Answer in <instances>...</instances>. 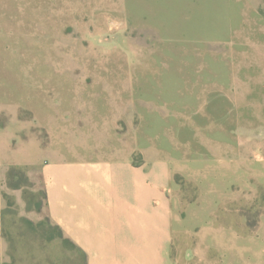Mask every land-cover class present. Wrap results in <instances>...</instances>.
Instances as JSON below:
<instances>
[{
  "label": "rangeland",
  "instance_id": "1",
  "mask_svg": "<svg viewBox=\"0 0 264 264\" xmlns=\"http://www.w3.org/2000/svg\"><path fill=\"white\" fill-rule=\"evenodd\" d=\"M0 132L4 262L86 264L47 217L44 167L134 136L138 165L145 150L190 158L169 186L172 255L209 264L205 163L250 151L264 173V142L244 141L264 134V0H0ZM236 181L232 244L264 264V184Z\"/></svg>",
  "mask_w": 264,
  "mask_h": 264
},
{
  "label": "crops",
  "instance_id": "2",
  "mask_svg": "<svg viewBox=\"0 0 264 264\" xmlns=\"http://www.w3.org/2000/svg\"><path fill=\"white\" fill-rule=\"evenodd\" d=\"M128 139L116 151L101 149L95 140L87 141L79 154L80 164L71 169L46 165L47 217L80 246L86 264H181V259L172 255L176 233L171 229L174 216L169 186L172 174L190 171V158L183 156L180 161L164 150H145L141 152L144 161L138 165L136 138ZM244 141L262 143L264 134ZM3 154L0 148V180L5 173ZM255 159L250 151L234 157L231 150L223 149L205 163L211 183L209 264H233L232 255L237 257V264H243L249 253L239 242L232 244L234 235L239 240L241 235L230 225L228 206L240 198L234 176L242 186L250 181L256 191L264 184V173L253 168ZM198 170L196 167V174H201ZM4 208L0 195V264L8 248L2 232Z\"/></svg>",
  "mask_w": 264,
  "mask_h": 264
},
{
  "label": "trees",
  "instance_id": "3",
  "mask_svg": "<svg viewBox=\"0 0 264 264\" xmlns=\"http://www.w3.org/2000/svg\"><path fill=\"white\" fill-rule=\"evenodd\" d=\"M17 170V168H12L11 170H10V172H9V179L11 180L12 178H13V172H15ZM23 175V177H24V179H25V181H28V179L26 178V176L24 175V174H22ZM46 198V197H45ZM38 209H40V204L38 205ZM52 225H53V228L55 229V230H57L58 231V237H60V238H63L67 243H69V244H71L73 247H75V248H77V245L70 239V238H67L66 236H65V234H64V232H63V230L61 229V227L60 226H58V225H56V224H53L52 223ZM3 264H13V263H11V262H4Z\"/></svg>",
  "mask_w": 264,
  "mask_h": 264
}]
</instances>
